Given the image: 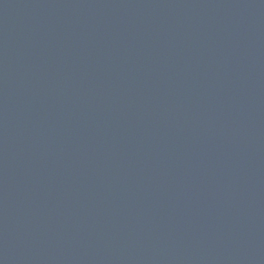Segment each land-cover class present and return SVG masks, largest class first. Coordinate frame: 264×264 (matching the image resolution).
Returning a JSON list of instances; mask_svg holds the SVG:
<instances>
[{
  "label": "water",
  "instance_id": "obj_1",
  "mask_svg": "<svg viewBox=\"0 0 264 264\" xmlns=\"http://www.w3.org/2000/svg\"><path fill=\"white\" fill-rule=\"evenodd\" d=\"M0 264H264V0H0Z\"/></svg>",
  "mask_w": 264,
  "mask_h": 264
}]
</instances>
